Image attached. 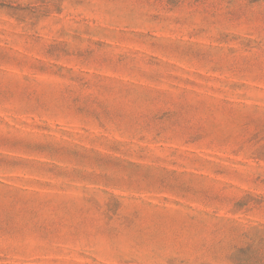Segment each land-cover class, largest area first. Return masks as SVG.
Instances as JSON below:
<instances>
[{"label":"rangeland","instance_id":"1","mask_svg":"<svg viewBox=\"0 0 264 264\" xmlns=\"http://www.w3.org/2000/svg\"><path fill=\"white\" fill-rule=\"evenodd\" d=\"M0 264H264V0H0Z\"/></svg>","mask_w":264,"mask_h":264}]
</instances>
